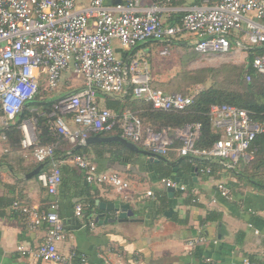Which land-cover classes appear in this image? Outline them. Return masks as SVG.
<instances>
[{
    "label": "built area",
    "instance_id": "1",
    "mask_svg": "<svg viewBox=\"0 0 264 264\" xmlns=\"http://www.w3.org/2000/svg\"><path fill=\"white\" fill-rule=\"evenodd\" d=\"M163 9L162 4L155 3L141 10L138 0H116L112 5L105 0H89L84 6H78L77 0H0V129L15 123L26 103L35 100L41 88L51 91L60 86L64 73L71 69L83 75L82 88L52 99L48 112L29 108L44 114L51 132L62 136L69 145L85 144L90 135L117 131L140 148L161 156L176 149L179 156L216 160L224 170L251 161L252 141L264 133V118L255 119L242 107L211 104L209 119L219 136L209 146L201 147L196 144L199 122L154 130L144 127L140 117L126 107L114 111L99 105V92L116 96L129 91L132 98L146 100L156 109H183L193 102L197 87L184 93H165L152 86L147 57L134 49L141 42L157 40L170 44L175 36L191 32L196 38L193 49L209 62L243 54L247 58L248 48L264 44V0H201L200 4L185 8L180 22L171 25L164 24ZM114 39L129 50L124 58L115 53ZM160 53H168V47ZM250 64L256 73L264 74V52L253 55ZM245 78L249 80L250 75ZM17 127L20 146L30 150L36 162L52 158L58 140H39L35 116L22 118ZM174 140L180 142L178 147L172 146ZM62 161L83 170L84 181L89 185L107 184L116 192L129 186L117 172L97 169L86 153L69 152ZM198 170L211 169L201 166ZM37 179L51 196L46 207L13 201L12 208L28 229L46 224V234L38 246L19 244L17 250L38 261L72 264L75 252L64 255L57 249L58 240L65 234L56 197L62 182L59 162L51 160L50 169H41ZM160 182L164 187L185 189L170 177H162ZM217 187L221 194L228 193L225 184L218 183ZM146 194L151 195L152 191L147 190ZM74 213L83 214L81 203L75 205ZM202 239L190 240L188 244ZM242 264L256 262L244 258Z\"/></svg>",
    "mask_w": 264,
    "mask_h": 264
},
{
    "label": "crops",
    "instance_id": "2",
    "mask_svg": "<svg viewBox=\"0 0 264 264\" xmlns=\"http://www.w3.org/2000/svg\"><path fill=\"white\" fill-rule=\"evenodd\" d=\"M115 1L105 0V3L112 5ZM88 2L77 0V5ZM155 3L164 6L162 20L171 25L179 23L185 8L200 4L201 0H138V7L143 10ZM195 39L193 33L183 32L170 44L156 40L134 47L147 57L152 84L155 76L166 71L164 60L170 56L160 51L168 47L174 55L173 61L179 55L183 60ZM112 45L122 58L129 52L117 39L112 40ZM240 58L244 61L240 65L245 66L248 56L243 54ZM103 96L98 93L99 105L107 107ZM120 102L124 107L126 101ZM16 123L17 120L13 124ZM17 126L13 131L0 129V264H51L17 250L19 244L38 246L45 237L46 224L28 229L12 208L13 201L45 208L51 199L37 174L28 175L39 163L30 150L20 146ZM67 146L68 143L58 147L59 155ZM81 146H86L82 153L91 157L97 169L123 175L129 186L116 192L107 184H86L82 171L57 158L64 181L56 197L65 232L57 242V249L64 255L75 252L72 264H242L244 258L264 264V187L242 177L238 169L227 171L218 161L209 160L207 166L213 173L199 171L197 163L191 161V171L176 178L185 189L177 190L163 186L161 176L150 163L155 160L147 156L134 153L119 160L111 156V144L93 142ZM165 156L170 164L181 159L176 149L169 150ZM51 160L53 156L43 169H50ZM218 183L226 185L227 194L220 193ZM147 190L152 194L147 195ZM91 197L93 206L86 202ZM77 203L84 208L80 216L74 213ZM122 205L132 214L122 212ZM86 207H90L91 213H85ZM91 220L94 225L90 224ZM199 237L203 238L202 242L188 244Z\"/></svg>",
    "mask_w": 264,
    "mask_h": 264
},
{
    "label": "trees",
    "instance_id": "3",
    "mask_svg": "<svg viewBox=\"0 0 264 264\" xmlns=\"http://www.w3.org/2000/svg\"><path fill=\"white\" fill-rule=\"evenodd\" d=\"M181 17V16H180ZM180 22V20H179ZM156 41V40H148ZM172 41V40H171ZM170 41V43H171ZM164 42V41H163ZM167 43V42H166ZM248 58L245 66H235L233 64H221L218 67H203L194 72H185L188 83H203L205 84L203 88L199 89L195 94L193 102L183 109H156L153 108L151 103L142 99H132L130 96V91L122 95H111L107 93L99 92V94L104 95V99L107 103V108L114 111L121 109L122 103L120 102L124 99V107L135 112L141 119L144 127H149L154 130H159L163 127L175 128L182 127L185 124L199 122L201 125L200 133L197 138L196 144L201 147L209 146L214 140L219 136V132L215 131L211 126L209 119V106L213 103H228L248 110L251 116L255 119L264 118V74H259L254 71L250 61L253 55H257L264 52V44L261 46H256L253 48H248ZM188 55L194 57L196 52L193 48L187 50ZM191 51V52H190ZM249 74L250 79L246 80L245 75ZM221 77V80L218 79ZM152 84V82H151ZM153 87L160 89L156 85L152 84ZM161 91L165 92L166 90ZM41 92H46L41 88ZM172 92V91H171ZM176 92V91H173ZM169 93V92H165ZM184 93V92H180ZM39 96V95H38ZM38 96L35 100L39 99L37 102L41 109L37 110L48 112L50 110L51 101L46 100ZM105 107V106H104ZM30 106L27 104L22 113L17 117V123L10 125L7 129L11 128L13 131L14 126L18 122L27 116L33 115L37 118L38 126V137L42 143L52 142L55 139L58 140V146L54 151L53 159L57 161V158L64 159L66 155L70 152L72 153H82L86 150V146H71L68 144L67 149L64 147L61 150L63 153L59 155L60 146H65L67 142L60 136L57 137L49 129L47 117L44 114H39L36 111H29ZM6 129V130H7ZM11 131V132H12ZM10 132V133H11ZM57 137V138H56ZM104 143V142H99ZM113 145V150H111V156L113 158L121 159V157H129L134 154L123 144L119 142H106ZM180 142L174 140L172 146L178 147ZM251 147L253 148V159L249 162H241L233 170L227 171H237L245 179L254 182L255 184L262 185L264 187V133L258 134L252 141ZM62 148V147H61ZM181 159L173 164L167 163L164 160L151 161V166L153 170L162 177H170L174 180L176 178L182 177L180 173L190 172L193 164L191 161L197 163V169L199 167L207 166L208 161L201 160L199 158H194L192 156H180ZM50 160L44 161L45 164ZM38 163V162H37ZM253 164V165H252ZM201 165V166H200ZM214 164H211V166ZM251 165L248 169L247 166ZM46 167V165L44 166ZM210 167V166H209ZM222 168V166L220 165ZM62 171V181H64L63 170ZM249 171V172H248ZM198 172V170H197ZM213 173V170H210ZM178 176V177H177ZM178 181V180H176ZM85 182V181H84ZM62 183V182H61ZM86 183V182H85ZM87 184V183H86ZM173 189V188H172ZM173 194V193H171ZM89 206H93V198L86 200ZM85 213H91L90 207ZM84 210V208H83ZM90 210V211H89ZM210 217L214 216L208 215Z\"/></svg>",
    "mask_w": 264,
    "mask_h": 264
},
{
    "label": "rangeland",
    "instance_id": "4",
    "mask_svg": "<svg viewBox=\"0 0 264 264\" xmlns=\"http://www.w3.org/2000/svg\"><path fill=\"white\" fill-rule=\"evenodd\" d=\"M186 54L183 58V60L181 59L180 55L178 56L176 61H173L174 55L172 53V50L170 52V50H168V54L169 56V60H164V66H165V72L162 73V75H157L154 78V85H156L157 87H159L162 90H166V91H176V92H186L189 91L192 88L197 87L198 89H201L204 87L205 84L203 83H188L187 82V78H186V74L185 72H194V70L203 68V67H218L221 64H233L235 66H241L240 64H243L241 62L242 59L239 58H234V57H230L227 59H223L220 61H213V62H209L205 59H201L199 56H197V54L194 57H188V53L189 51H185ZM191 52V51H190ZM182 55V54H181ZM219 80H221V77H218ZM246 79V78H245ZM41 82L45 83V80L41 78ZM84 85V77L82 74L80 73H74L71 69H69L67 71V73H64L63 75V81L61 83L60 86H57L56 88H54V90L51 91H46L44 92H40L39 97L41 98H45L48 101H51L52 99L58 97V96H62L64 94H69L72 93L73 91H76L80 88H82ZM39 101V99L37 100H32L27 102L26 104H28L30 106V108H38L39 110L41 109V106L37 105V102ZM163 157L166 158V156L164 155ZM253 165V164H252ZM251 167V165L247 166V168L249 169ZM77 168V167H76ZM78 169V168H77ZM80 171L83 172V170L79 169ZM249 172V171H248ZM119 174V173H118ZM121 177H123V175L119 174ZM83 180H84V172H83ZM109 188L111 190H113L110 186Z\"/></svg>",
    "mask_w": 264,
    "mask_h": 264
},
{
    "label": "water",
    "instance_id": "5",
    "mask_svg": "<svg viewBox=\"0 0 264 264\" xmlns=\"http://www.w3.org/2000/svg\"><path fill=\"white\" fill-rule=\"evenodd\" d=\"M93 142H119L121 144H123L126 148H128L130 151H132L133 153L136 154H141L143 156H147L149 159L151 160H164L166 161V158L161 156V155H157L153 152H150L146 149H142L139 146H137L136 144H134L133 142L127 140L126 138L122 137L121 135L118 134H111V135H99V134H94V135H90L89 137H87L85 139V144H90ZM45 165V162H41L39 163L28 175H34L37 174L41 169H43ZM116 203V201L114 202ZM121 211H126L129 214H132V212L130 210H125V208L121 207ZM115 210L118 211L119 210V205H115Z\"/></svg>",
    "mask_w": 264,
    "mask_h": 264
}]
</instances>
